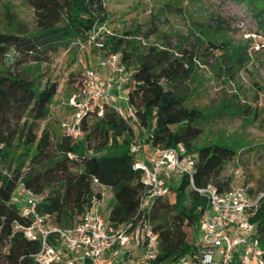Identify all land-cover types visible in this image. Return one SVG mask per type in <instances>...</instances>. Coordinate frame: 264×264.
Here are the masks:
<instances>
[{
  "label": "trees",
  "instance_id": "trees-1",
  "mask_svg": "<svg viewBox=\"0 0 264 264\" xmlns=\"http://www.w3.org/2000/svg\"><path fill=\"white\" fill-rule=\"evenodd\" d=\"M236 1L250 7L264 5V0ZM31 2L36 15L34 28L11 18L0 30V264H38L31 254L38 250L39 240L26 238L16 228L28 226L32 221L31 216L21 213V206L14 199L18 188L43 195L36 210L48 214L49 220L61 228L81 218L92 195L101 198V186L109 187L114 198L109 220L113 224L130 220L145 188L140 169L133 167L137 160L131 149L135 144L134 132L124 124L118 110L104 106L101 115L93 111L83 116L79 123L82 134L78 138L62 134L53 141L47 129L37 133L58 88V82L48 75L43 64L49 61L51 53L67 48L72 41H86L106 22L105 0ZM138 33L139 28L134 27L120 35L97 34L96 39L102 37L103 45L95 48L103 57L120 53L121 61L130 69L126 102L136 122L152 121L151 132L144 139L146 143L159 148L187 145L200 130L171 117L160 84L173 50L165 43L141 45L136 38ZM207 41L213 49L222 48L223 57L216 59L215 67L224 71L226 77H232L241 62L247 61L244 45L223 47L227 41L215 42L210 38ZM260 113L264 125V108ZM90 114L99 116L97 131L88 125ZM123 134L129 135L121 138ZM135 136L141 138L140 131ZM140 143L143 147V142ZM231 150L221 146L212 152L220 156ZM209 169V161L196 162L195 184L208 182ZM213 181L221 190L229 185V180ZM259 188L264 189V183ZM205 204L206 198L190 188L186 176L172 186L168 196L156 200L149 218L158 236V253L151 264H183L196 251V238L187 229L198 232L199 214ZM249 221L255 225L264 248V202Z\"/></svg>",
  "mask_w": 264,
  "mask_h": 264
},
{
  "label": "rangeland",
  "instance_id": "rangeland-1",
  "mask_svg": "<svg viewBox=\"0 0 264 264\" xmlns=\"http://www.w3.org/2000/svg\"><path fill=\"white\" fill-rule=\"evenodd\" d=\"M105 6L108 18L95 30V37L103 32L120 35L138 27L136 38L141 45L165 43L173 50L160 78L163 96L173 119L200 130L184 146L197 162L209 161L208 182H214V178L230 181L234 171L240 169L238 182L251 183L254 189H260L264 183V125L260 113L264 108V11L261 9L264 5L250 7L236 0H105ZM35 16L31 0H0V30L11 18L32 29ZM208 38L227 41L223 47L245 46L247 61L241 62L232 77H226L224 71L215 67L216 59L223 57L222 48L213 49ZM104 58L93 42L87 40L72 41L67 48L51 53L43 66L58 82V88L47 118L39 122L38 134L45 128L55 141L67 134V128L76 130L78 108L72 98L78 100L82 95V72L85 67L104 66L100 65ZM118 86L115 105L124 124L134 132V145L143 142L148 155L147 148L151 151L154 147L144 139L151 132L152 121L144 124L135 121L126 99L122 98L129 82ZM98 118L96 114L87 117L93 131L100 128ZM139 131L141 138L135 136ZM134 145L131 149L139 160L141 153L138 147L133 149ZM221 146L232 150L221 157L212 152ZM176 182L178 179H171L172 186ZM103 192L100 214L108 217L114 198L108 187ZM24 197V191L18 188L14 199L19 207ZM187 231L189 235L193 232L199 244V232Z\"/></svg>",
  "mask_w": 264,
  "mask_h": 264
},
{
  "label": "built area",
  "instance_id": "built-area-1",
  "mask_svg": "<svg viewBox=\"0 0 264 264\" xmlns=\"http://www.w3.org/2000/svg\"><path fill=\"white\" fill-rule=\"evenodd\" d=\"M93 31L87 41L102 47V37ZM107 65L105 78L98 67H86L82 72V95L72 103L78 108L77 128H67L74 138L81 136L80 120L89 112L102 114L104 106L118 110L115 86L130 81V72L121 61L120 53H111L100 61ZM126 99V95H125ZM119 111V110H118ZM141 158L133 167L140 169L145 188L139 194L138 209L130 220L113 224L100 214L101 198L92 195L81 218L68 227H58L48 214H40L36 203L43 195L24 189L21 213L31 216L28 226L16 225L26 238L38 239L39 248L31 254L38 264H116L132 244L141 248L139 257L129 258L127 264H151L158 253V236L152 229L150 213L159 197L172 192L171 179L186 176L191 189L206 198L198 219L199 244L183 264H264V248L256 227L249 221L261 202L264 189H254L251 183H239L241 170L234 171L227 188L219 189L213 182L197 185L194 182L196 158L182 143L169 147H154L148 155L142 144ZM70 157L72 154H68ZM252 189V192L250 191Z\"/></svg>",
  "mask_w": 264,
  "mask_h": 264
},
{
  "label": "crops",
  "instance_id": "crops-1",
  "mask_svg": "<svg viewBox=\"0 0 264 264\" xmlns=\"http://www.w3.org/2000/svg\"><path fill=\"white\" fill-rule=\"evenodd\" d=\"M98 69L100 71L101 76L103 78H105L106 75H107L108 66L107 65H104V66H102L100 68L98 67ZM118 89H119V86H115L114 91L115 92H118ZM122 98H125V96H123ZM147 151L150 152V149L147 148ZM103 188H105V186H101L100 187L101 190H103ZM111 194H112V192H111ZM102 201H103V199H102ZM140 251H141V248L138 245H136L135 243L132 244L131 247H130V249L129 250H126V252L123 253L122 258L116 264H127V261H128L129 258L139 257Z\"/></svg>",
  "mask_w": 264,
  "mask_h": 264
}]
</instances>
